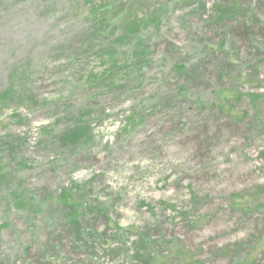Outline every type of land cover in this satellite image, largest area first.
<instances>
[{"label":"rangeland","instance_id":"obj_1","mask_svg":"<svg viewBox=\"0 0 264 264\" xmlns=\"http://www.w3.org/2000/svg\"><path fill=\"white\" fill-rule=\"evenodd\" d=\"M233 1L0 0V264H264V0Z\"/></svg>","mask_w":264,"mask_h":264},{"label":"trees","instance_id":"obj_2","mask_svg":"<svg viewBox=\"0 0 264 264\" xmlns=\"http://www.w3.org/2000/svg\"><path fill=\"white\" fill-rule=\"evenodd\" d=\"M233 2L234 3H231L232 6L229 5L230 2L228 4H226V5H228V7H227V9H223L222 10L220 18H222L224 20L226 15L231 14L230 12H232L234 10L238 11V5L239 4H237L235 2V0ZM156 18H157V16H156ZM254 18L255 17L251 18L253 24L257 23L259 26H263L259 20H255L257 18H255V19ZM142 27H143V23L141 25H137V28H139V30ZM135 29H136V27H135ZM257 31H259V32H257ZM262 31H263L262 29L254 30L252 26H250L249 24L245 23V25L239 26L237 28V31H235V32H238V33L241 32V35L245 36L243 38H247L248 40H250V38L257 37V35L261 34ZM144 54L145 53H144L143 49L139 48L138 51H137V56L139 58H143ZM10 97H11V94L10 93H6L4 96L1 97L2 102L3 101L7 102ZM224 101H225V105L224 106H226V103H227L228 99H225ZM221 108L224 109L226 107H221ZM230 112H231V108H230ZM84 130H85V132H87L86 129H84ZM85 132L82 131V130H75V131H73L72 135L71 134L66 135L65 139L69 140V139L72 138L71 136L78 137V138L85 137ZM61 202L63 203V205L65 206V208L67 210L70 209L69 211L71 213V216H70L71 221L77 222L78 221V211H76L77 209H76V206H75V203L73 202V200L69 196L64 194V195L61 196ZM76 238H77V240H76L77 243H81L82 242V231L77 232Z\"/></svg>","mask_w":264,"mask_h":264}]
</instances>
